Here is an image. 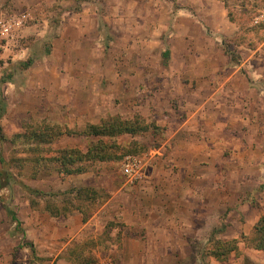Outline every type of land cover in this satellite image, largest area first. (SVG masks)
Here are the masks:
<instances>
[{"label":"crops","instance_id":"obj_1","mask_svg":"<svg viewBox=\"0 0 264 264\" xmlns=\"http://www.w3.org/2000/svg\"><path fill=\"white\" fill-rule=\"evenodd\" d=\"M108 2L118 7L107 15L94 5L91 13L62 16L51 54L22 70V77L19 70L0 84L3 96L15 101L0 118L4 141L24 134L25 121L31 120L79 129L69 124L79 116L77 94L91 93L106 79L108 89L116 86L115 95L131 107L139 103L134 116L160 128L157 146L150 150L145 180L127 193L112 192L87 222L79 210L69 207L65 213L66 201L58 208L61 215L53 217L48 193L33 190L45 198L41 207L28 200L31 217L21 221L37 260L48 262L62 254L73 263L70 253H92H86L88 247H96L93 254L102 260L101 245L112 235L108 241L116 238L111 244L117 264H259L260 251L244 242L227 259L211 250L216 241L249 236L261 217L253 201L264 194V55L242 46V61L229 59L223 40L235 36L239 27L230 20L226 0H176L177 10L165 8L172 3L167 0ZM100 39H112L117 56L112 54L110 61L122 58L121 71L104 68ZM61 139L69 144L56 148ZM83 140L65 135L52 148L86 151L87 145L78 144ZM4 190L0 188V264H12L19 223L10 217ZM231 207L245 215L244 221H231L230 230L238 229V234L230 240L205 238V231L218 228Z\"/></svg>","mask_w":264,"mask_h":264},{"label":"rangeland","instance_id":"obj_2","mask_svg":"<svg viewBox=\"0 0 264 264\" xmlns=\"http://www.w3.org/2000/svg\"><path fill=\"white\" fill-rule=\"evenodd\" d=\"M112 1V0H111ZM171 3V10H177L178 4L176 0H167ZM233 0L232 10L234 18L236 19V25L239 27V32L235 36H230L223 40V48L226 50V54L229 59L234 63L242 61L240 54L241 47L247 50L260 49L257 56L264 55V26L254 24L255 17L258 12L264 8V0ZM94 5L97 7L98 12L102 15L110 14L113 8L118 6H112L108 0H0V22L6 21L14 16H26L25 27L14 39L5 43V47L0 49V78H11L18 74L19 70H22L19 66L20 62L16 55H23V62L33 59L34 62L42 57L46 58L53 51V39L58 35V26L62 16L64 15H75L84 13L87 11L91 13ZM123 6L120 5L117 12L123 13ZM126 10V8H125ZM166 10V9H165ZM46 27L50 30L47 35L41 36L42 31H46ZM112 42V39H110ZM109 39L99 40L102 43L101 49L105 48V53H100V61L103 63L104 68L112 70L114 66L115 71H121L123 69L122 58L115 57L114 61H110V58L117 56V52L111 51L112 47ZM7 42V41H6ZM117 49V48H116ZM242 50V49H241ZM113 54V55H112ZM122 56V55H121ZM264 64V58L261 59ZM28 70V69H27ZM106 80V79H105ZM103 84H99L94 87L93 91L89 94L78 93L80 95L76 98L75 102L79 106V116L75 119L70 120V126L76 128H83L89 121H101L107 119L110 116H120L123 119H131L139 111L138 108L135 110V106H139L138 102L132 103L134 107H131L128 100L122 99L121 96L115 95L117 90L116 86L111 87L109 90L106 86V81ZM2 106L5 110L6 105L13 101L12 97L1 98ZM75 111V110H74ZM75 112V113H76ZM140 113V112H139ZM72 116L71 112L68 113ZM5 128H7L5 126ZM13 130V125L9 127ZM8 129V128H7ZM18 129V127H16ZM9 130V129H8ZM158 135L149 133L145 137L136 138L134 140L144 141L146 145H156L154 142L158 141ZM159 137V140L162 139ZM83 143L78 142L80 146L87 145V140ZM133 141L130 136L122 137L119 139V144L126 145ZM69 140H63L55 144L56 148L64 147L68 145ZM73 143H75L73 141ZM4 145L0 146V159L1 165V183L5 186L4 190V202L6 207L15 216L19 217V224L16 228L17 238L19 239V246L16 250L17 263L16 264H74L68 259L52 258L48 262L39 261L36 258L35 251L33 250L30 242L26 238V228L24 222L30 218L28 214L27 201L30 200L36 203V206L41 207L43 203L42 195L34 194L33 190L45 191L48 193L45 200L50 204L51 209L60 208V203L67 200L68 193L74 187H89L94 188L98 191L102 197L104 204L112 197V192H128L131 187L125 185V179L121 173V163L126 156H123L120 150L118 151V159L112 162H103L93 164L90 168V172L86 175L64 178L59 176V173L50 169H42L39 166H34V158L28 151L27 145L21 139L13 140L11 142L3 141ZM153 150V149H151ZM57 151V150H55ZM150 151L146 152L149 153ZM45 157H51L55 155L54 151L46 152ZM144 154V153H143ZM37 167V168H36ZM38 170V171H37ZM264 186V185H263ZM8 191V194L6 193ZM132 191V190H131ZM130 192V191H129ZM254 198L253 202H257L258 215L264 214V194H260ZM38 203V204H37ZM262 204L263 206L261 207ZM10 217H13V214ZM245 215L239 214L237 209L231 207L227 213L223 216L222 222L218 228L210 231H205V238H217L225 236L224 239L230 240L232 233L238 234V229L235 231L230 230V226L233 224L231 221H237L238 219L244 221ZM226 222V223H225ZM106 230V229H105ZM222 232V233H219ZM231 232V233H230ZM114 237L109 235L104 245H101L100 252H102L103 258H111L116 261V252H112V241L108 238ZM117 243V242H116ZM130 248L133 246L129 245ZM128 246V248H129ZM96 247H88L87 252L94 253ZM34 260H33V256ZM257 259L259 264H264V254L257 253ZM100 261V260H99ZM250 264V263H247Z\"/></svg>","mask_w":264,"mask_h":264},{"label":"trees","instance_id":"obj_3","mask_svg":"<svg viewBox=\"0 0 264 264\" xmlns=\"http://www.w3.org/2000/svg\"><path fill=\"white\" fill-rule=\"evenodd\" d=\"M232 1L233 0H226V7L229 10L231 22L236 23L237 21L234 18L231 5ZM33 64L34 60L29 59L25 62H20L19 66L21 69L27 70L31 68ZM10 80V77L8 79L2 77L0 84H6L10 82ZM1 98H3V94L0 91V118L3 116L2 112L4 110ZM159 129L160 128L155 124L148 123L141 115H136L131 119H123L119 116L109 117L103 119L98 124H87L80 130L63 128L58 124H49L46 121L31 120L25 121L24 134L18 135L14 140L21 139L26 143L28 151L34 158V166H39L42 169H50L64 176H76L90 172V167L93 164L117 160L119 150L122 152L123 156L143 154L150 151L157 145H146L144 141L134 139L145 137L149 133L158 135ZM65 135L69 137H84L85 140H87V150L64 148L54 151L52 148L53 143ZM126 136L133 138V141L126 145L119 144V139ZM4 140L5 138L2 134L0 125V142ZM50 151H54L55 155L45 157L47 154L46 152ZM3 187L5 186L0 180V188ZM263 187L264 186L261 188L264 189ZM66 194L68 195V206L65 209V213L69 212V207L79 210L84 216V222H87L88 219L104 205L102 197L94 188L74 187ZM35 204V202H32V205ZM51 208L52 207L48 205V211H50L53 217L61 215L62 212L59 209ZM12 218L14 222L19 223L15 215H13ZM106 235H108V233ZM240 242H244L249 249L264 253V214L260 217L249 236L242 235L240 240L216 241L211 253L220 260L227 259L233 252H238V244ZM70 260H72L74 264L99 263V258L93 253L84 254L83 252H78L77 249L70 253ZM16 263L17 260L12 264Z\"/></svg>","mask_w":264,"mask_h":264},{"label":"built area","instance_id":"obj_4","mask_svg":"<svg viewBox=\"0 0 264 264\" xmlns=\"http://www.w3.org/2000/svg\"><path fill=\"white\" fill-rule=\"evenodd\" d=\"M26 16H14L6 21L0 22V49L5 47V43L14 39L25 27ZM254 24L264 25V8L258 12ZM7 41V42H6ZM152 153L130 154L121 163V173L125 179V185L136 187L146 178V172ZM98 264H115L111 258L102 259Z\"/></svg>","mask_w":264,"mask_h":264}]
</instances>
